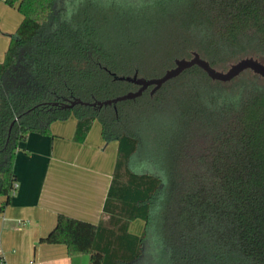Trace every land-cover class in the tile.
<instances>
[{
    "label": "trees",
    "instance_id": "obj_1",
    "mask_svg": "<svg viewBox=\"0 0 264 264\" xmlns=\"http://www.w3.org/2000/svg\"><path fill=\"white\" fill-rule=\"evenodd\" d=\"M3 1L23 20L0 64V212L20 143L73 115L76 142L95 121L118 142L113 178L99 223L59 214L41 242L89 264H264L263 78L194 66L153 95L62 108L137 91L117 77L157 78L194 53L217 70L264 63V0Z\"/></svg>",
    "mask_w": 264,
    "mask_h": 264
},
{
    "label": "crops",
    "instance_id": "obj_2",
    "mask_svg": "<svg viewBox=\"0 0 264 264\" xmlns=\"http://www.w3.org/2000/svg\"><path fill=\"white\" fill-rule=\"evenodd\" d=\"M8 8L0 4V54L16 33L11 35L14 30L2 13L15 12ZM76 126L72 115L51 125L52 136L31 133L20 143L14 163L18 189L0 212L3 264H89L87 255L70 257L66 245L41 242L59 214L94 224L102 217L119 144L104 140L98 121L78 143Z\"/></svg>",
    "mask_w": 264,
    "mask_h": 264
},
{
    "label": "water",
    "instance_id": "obj_3",
    "mask_svg": "<svg viewBox=\"0 0 264 264\" xmlns=\"http://www.w3.org/2000/svg\"><path fill=\"white\" fill-rule=\"evenodd\" d=\"M174 63V67L166 70L162 76L157 78L146 79L144 77H139L137 74L128 77H117V79L119 80L128 81L139 86V89L137 91H132L125 95L103 102L86 103L80 99H76L71 101V103L63 105L62 108L72 109L77 105L93 107L98 106L99 108H101L103 106L113 104L115 105L118 102L126 100H136L137 98L141 97L144 92H146L150 87H152L151 94L153 95L157 91H159L167 82L179 77L186 70L194 66H198L203 69L213 81H219L223 83L231 82L246 71H252L254 74L264 79V63L252 57L240 59L239 61L231 64L227 70H217L213 68L211 64L207 60L203 59L198 53H194L193 57L189 59H176Z\"/></svg>",
    "mask_w": 264,
    "mask_h": 264
},
{
    "label": "rangeland",
    "instance_id": "obj_4",
    "mask_svg": "<svg viewBox=\"0 0 264 264\" xmlns=\"http://www.w3.org/2000/svg\"><path fill=\"white\" fill-rule=\"evenodd\" d=\"M0 4L1 5H5V1H0ZM7 6H9L8 4H6ZM11 9H13V11L15 12H12V11H2V13L4 14V18L5 20L7 21L8 23V26H11V27H8V28H11L14 30L12 34L15 33V31H17L19 25L21 24L22 20H23V15L21 14V12L18 10V8L16 6L14 7H11L9 6ZM8 8V9H10ZM19 17V19H18ZM10 38H9V41H8V44L7 46L6 45H3L2 49H3V53L1 52L0 54V64L4 62L5 60V55H6V52H7V49L10 45ZM144 226H145V222L141 219H137L135 220L131 227H130V232L132 234H136V235H140L143 230H144Z\"/></svg>",
    "mask_w": 264,
    "mask_h": 264
},
{
    "label": "built area",
    "instance_id": "obj_5",
    "mask_svg": "<svg viewBox=\"0 0 264 264\" xmlns=\"http://www.w3.org/2000/svg\"><path fill=\"white\" fill-rule=\"evenodd\" d=\"M17 189H18V184L15 183L14 187H13V190H12V193L15 194ZM3 262H4V259L2 258V256H0V264H3Z\"/></svg>",
    "mask_w": 264,
    "mask_h": 264
}]
</instances>
